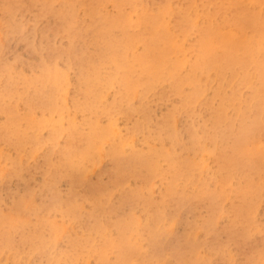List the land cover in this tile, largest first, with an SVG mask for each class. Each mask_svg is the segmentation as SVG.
<instances>
[{
	"label": "rangeland",
	"instance_id": "rangeland-1",
	"mask_svg": "<svg viewBox=\"0 0 264 264\" xmlns=\"http://www.w3.org/2000/svg\"><path fill=\"white\" fill-rule=\"evenodd\" d=\"M74 1L0 0V125L24 126L0 138V264H264V81L188 76L202 33H254L222 23L226 0Z\"/></svg>",
	"mask_w": 264,
	"mask_h": 264
},
{
	"label": "bare ground",
	"instance_id": "bare-ground-1",
	"mask_svg": "<svg viewBox=\"0 0 264 264\" xmlns=\"http://www.w3.org/2000/svg\"><path fill=\"white\" fill-rule=\"evenodd\" d=\"M34 1V0H33ZM40 1H43V0H40ZM45 1V0H44ZM76 1V0H75ZM74 1V2H75ZM79 1H82V0H79ZM90 1V0H89ZM88 1V2H89ZM95 1V0H94ZM101 1V0H100ZM105 1V0H104ZM117 1V0H116ZM164 1V0H163ZM186 1V0H185ZM194 0H192V2H193ZM218 1V0H217ZM15 2V1H14ZM16 2H19V0L17 1L16 0ZM37 2H39V1H37ZM91 2V1H90ZM121 2H123V0L121 1ZM120 2V3H121ZM158 2V1H157ZM190 2V1H189ZM204 2H206V4H207V1H205L204 0ZM219 2H221V1H219ZM218 2V3H219ZM41 3H43V2H41ZM49 3V2H48ZM66 3H67V0H66ZM65 3V4H66ZM68 3H69V0H68ZM77 3H78V1H77ZM85 5H87V0L85 1ZM98 3H99V1H98ZM100 3H102V1L100 2ZM120 3H118V5L120 4ZM161 2H160V0H159V3L158 4H160ZM163 3V2H162ZM182 3H184L183 1H182ZM186 3H188V2H186ZM185 3V4H186ZM194 3V2H193ZM5 5V7H6V3H4ZM15 4V3H14ZM45 4V3H44ZM71 4H75V3H73V1H71ZM164 4V3H163ZM184 4V5H185ZM189 4V3H188ZM188 4H186L185 5V7L188 5ZM220 4V3H219ZM218 4V5H219ZM39 5V4H38ZM72 5V6H73ZM89 5V7L90 8H93L94 6L92 5H90V4H88ZM98 4H96V6H97ZM161 5V4H160ZM190 5V4H189ZM189 5L185 8V9H188V8H190L191 6H192V4H191V6L189 7ZM203 5V4H202ZM204 5H205V3H204ZM214 5H216L215 3H214ZM3 6V5H2ZM3 6V7H4ZM42 6V5H41ZM46 6V5H45ZM63 6V5H62ZM62 6H60V8L62 7ZM99 6V5H98ZM163 6V5H162ZM196 6V4L193 6V7H195ZM209 6V5H208ZM221 6V5H220ZM2 7V8H3ZM9 6L7 5V8H8ZM68 7H69V4H68ZM67 7V8H68ZM75 7V6H74ZM73 7V8H74ZM87 7V6H86ZM101 7V6H100ZM157 7V6H156ZM156 7H155V9H156ZM160 7V6H159ZM158 7V8H159ZM6 8V9H7ZM70 8V7H69ZM96 8V7H95ZM205 8V7H204ZM184 9V8H183ZM184 9V10H185ZM193 10H194V8H192ZM207 9V8H206ZM206 9H204V10H206ZM210 9V8H209ZM214 9V12H215V8H213ZM42 10V9H41ZM54 10V9H53ZM52 10V11H53ZM67 10V9H66ZM88 10H89V8H88ZM221 11H222V13L221 14H223V18L221 19L222 20V23H224V24H228L229 22H234V23H236L235 25L238 27V29H239V27H241V28H243V29H250V34H252V33H254L253 35H251V36H253V37H251V40L249 39L250 37H248L249 35H247V37H246V39L245 38H243L244 40H242V42L241 43H236L235 42V38H233L234 40H232L230 37H227L226 36V34H224L225 36H226V38H225V36H223V34H222V36L224 37L223 39H222V36L221 37H219V41H217L216 39V41L219 43V44H217V45H214V46H211L210 44H208V37H210V35L207 37L206 36V33L204 32V33H202V37H201V43L199 44V46L197 47V48H195L196 49V61H195V67H196V69L193 71H190L189 72V78H190V80L194 83V85H195V87H196V90L198 89V92H200V91H202V83L200 84L199 82H198V80H199V78H200V75L201 74H203V75H205V76H209V75H211L212 73H215V74H218L217 76H216V78H215V80H217V81H219L220 80V78H221V85H220V87L222 88L223 86H224V81L227 79L228 80V77L230 76H232V75H234V72H233V69H234V66H242V65H244L245 63H248L247 65L250 67V72H249V74H245V73H243V76H250V75H252V74H254L255 73V70H254V68L257 70V72H258V79L262 82V81H264V58H261V57H258V52H259V50H260V48H261V46L264 44V0H226V2H224L223 3V5H222V8L220 9ZM219 10V11H220ZM9 11H10V9H9ZM8 11V12H9ZM58 11V10H57ZM59 11H61V10H59ZM93 10L91 9V12H92ZM95 11L97 12L98 11V9L96 10L95 9ZM192 11V10H191ZM209 11V10H208ZM212 12H213V10H211ZM64 12H65V10H64ZM63 12V13H64ZM69 11H67L66 13H68ZM195 12V11H194ZM212 12H211V14H212ZM216 12H218L217 10H216ZM7 13V12H6ZM58 13V12H57ZM56 13V14H57ZM74 13V12H73ZM89 13H90V11H89ZM158 13V12H157ZM156 13V14H157ZM177 13H180V12H177ZM177 13H175L176 15H177ZM185 13V16L186 17H189V15H190V13H188V14H186L187 12H184ZM184 13H182V15L184 14ZM193 13V12H192ZM195 13H197V11L195 12ZM195 13H194V15H195ZM13 14V13H12ZM96 14V13H95ZM144 14H146V13H144ZM151 14V13H150ZM149 14V15H150ZM159 14H160V12H159ZM66 15V14H65ZM70 15H72V13H70ZM69 15V16H70ZM89 15V14H88ZM97 15V14H96ZM155 15V14H154ZM180 15V14H179ZM192 15V14H191ZM193 15V16H194ZM204 15V14H203ZM202 15V16H203ZM212 15H215L214 13L212 14ZM218 15H219V13H218ZM90 16V18L92 19V18H94L93 17V15H92V17H91V14L89 15ZM141 16H143V14H141ZM140 16V17H141ZM147 16V14L145 15V17H143V18H147L146 17ZM156 16V15H155ZM185 16H183L184 18H185ZM196 16V15H195ZM63 17V16H62ZM67 17V16H66ZM107 17H109V15L107 16ZM191 17V16H190ZM197 17V16H196ZM209 17H211V15L209 16ZM222 17V16H221ZM98 18V17H97ZM97 18L95 19V20H97ZM153 18V17H152ZM151 17H150V19H152ZM154 18H156V17H154ZM158 18V17H157ZM156 18V19H157ZM183 18V19H184ZM194 18V17H193ZM193 18H191V19H193ZM220 18V17H219ZM67 19V18H66ZM149 18L148 19H146V20H150ZM177 20H178V18H176ZM181 20H182V18H180ZM186 20L187 19H189L190 20V18H185ZM195 19V18H194ZM207 19L209 20L210 18H208V16H207ZM68 20V19H67ZM66 20V21H67ZM103 20H105V19H103ZM122 20V19H121ZM146 20H143V22H144V24H146V22L148 23L149 21H146ZM198 20H199V18H198ZM206 20V19H205ZM216 21H217V19H215ZM219 20V19H218ZM221 20H220V22H221ZM13 21V20H12ZM65 21V22H66ZM98 21V20H97ZM124 21V20H123ZM136 21H138V20H136ZM155 21V19L152 21V22H154ZM160 20H156L155 21V24H156V22L158 23ZM176 21V20H175ZM174 21V22H175ZM191 21V20H190ZM189 21V22H190ZM193 21V20H192ZM195 21V20H194ZM204 21V20H203ZM202 21V22H203ZM85 22H87V21H84V23ZM90 22V21H89ZM94 22V21H93ZM139 22V21H138ZM143 22H141V24L143 23ZM178 22H181V21H177V25L179 24ZM184 23H185V21H183ZM183 22H181V23H183ZM188 22V21H187ZM186 22V23H187ZM62 23V22H61ZM61 23L60 24H58V25H61ZM83 23V22H82ZM102 22H99V26H101L100 24H101ZM106 23V22H105ZM125 23L126 22H124V25H125ZM193 23H195V22H193ZM214 23V22H213ZM217 23L219 24V22L217 21ZM233 23V24H234ZM69 21H68V24H67V28H68V26H69ZM87 23H85V27L87 26H89V25H91V23L89 24V25H86ZM107 24V23H106ZM122 23L120 22V24L119 25H121ZM127 24H129V23H127ZM132 24H134L133 22H132ZM137 26H138V24L137 23H135ZM149 25L151 24L150 22L148 23ZM188 24V23H187ZM210 24H212V23H210ZM224 24H221V25H224ZM82 25V24H81ZM80 25V26H81ZM92 25L93 26H95L94 25V23H92ZM117 25V24H116ZM135 25V26H136ZM147 25V24H146ZM151 25H154V23H152ZM162 25V24H161ZM175 25V24H174ZM189 25V24H188ZM196 25V24H195ZM209 25V24H208ZM62 26V25H61ZM64 26V25H63ZM71 26V25H70ZM69 26V27H70ZM78 26V25H77ZM98 26V25H97ZM98 26V27H99ZM126 26V25H125ZM128 26V25H127ZM132 26V25H131ZM183 26H186V25H183ZM182 26V27H183ZM192 26V25H191ZM201 26V25H200ZM204 26H205V24H204ZM213 26V25H212ZM211 26V27H212ZM236 26H234V27H236ZM58 27V26H57ZM84 27V26H83ZM82 27V28H83ZM92 26H90V28H91ZM129 27V26H128ZM147 26H145V28H146ZM150 27V26H149ZM181 27V26H180ZM188 27V26H187ZM186 27V28H187ZM208 27V26H207ZM206 26H205V28H207ZM221 27V26H220ZM219 27V28H220ZM224 27V26H223ZM226 27V26H225ZM228 27H231V26H228ZM228 27H227V29H228ZM232 27H233V25H232ZM231 27V28H232ZM74 28V27H73ZM72 28V29H73ZM78 28V27H77ZM89 28V27H88ZM107 28H109V27H107ZM183 28H185V27H183ZM182 28V30H184ZM185 28V29H186ZM194 28V27H193ZM204 27L202 28H199V30L200 29H202V30H204L205 29ZM213 28V27H212ZM211 28V29H212ZM219 28H217V29H219ZM85 29V28H84ZM95 29V28H94ZM93 29V30H94ZM96 29H97V27H96ZM129 29V28H128ZM140 29H141V27H140ZM143 29V28H142ZM141 29V30H142ZM150 29V28H149ZM214 29H215V26H214ZM214 29H213V31L211 30V32H215L214 31ZM236 29V28H235ZM237 29V30H238ZM243 29H241V32L243 31ZM59 30H61L60 28H59ZM79 30H81L80 28H79ZM86 30H88L87 28H86ZM100 30L101 29H99V32H100ZM109 30V29H108ZM114 30V29H113ZM112 29H111V31H113ZM126 30V29H125ZM130 30V29H129ZM131 30H133V29H131ZM135 30V29H134ZM133 30V31H134ZM137 30V29H136ZM139 30V29H138ZM148 30V29H147ZM147 30H145V32H144V34L146 33V31ZM190 30V29H189ZM206 30V29H205ZM216 30V29H215ZM95 31H97V30H95ZM102 31V30H101ZM115 31L116 30H114V32L113 33H115ZM186 31H187V29H186ZM230 31V30H229ZM236 31V30H235ZM235 31H234V34H235ZM247 31V30H246ZM82 32V31H81ZM81 32H79V33H81ZM103 32H104V30H103ZM108 32V35L109 36H107V37H110V35L111 34H113V33H111L110 34V31H107ZM117 32H119V30H117ZM149 32V34L147 33V35H149L150 36V31H148ZM203 32V31H202ZM207 32V31H206ZM227 32H228V30H227ZM231 32V31H230ZM229 32V33H230ZM237 32H240V30L239 31H237ZM236 32V33H237ZM73 33H74V31H73ZM77 33V32H76ZM83 33V32H82ZM81 33V34H82ZM93 34V31L92 32H90V34ZM122 34H123V32H121ZM135 33H138L137 31L135 32ZM212 33V35H214V37H212V38H215L216 36H215V33L213 34ZM217 34L219 33V32H216ZM232 33V32H231ZM91 34V35H92ZM96 33L94 32V34H93V36H90L91 38L93 37L94 38V35H95ZM98 34V33H97ZM120 34V33H119ZM138 34H141L140 32L138 33ZM143 34V35H144ZM186 34V33H185ZM199 34V33H198ZM216 34V35H217ZM233 34V35H234ZM238 34H240V33H237L236 35H238ZM244 34L245 33H243V36H244ZM247 34H249V33H247ZM88 35V34H87ZM99 35V38L101 37L100 36V34H98ZM105 35V34H104ZM104 35H102V37L104 36ZM163 36H166V35H164V33L162 34ZM160 36V37H163V36ZM230 35V34H229ZM235 35V36H236ZM76 36V35H75ZM82 35H80L79 36V38L81 37ZM97 36V35H96ZM117 36V35H116ZM119 36V35H118ZM132 36H133V34H132ZM136 35H134V37H135ZM149 36H146V37H148L149 39H150V37ZM172 36V35H171ZM198 36V35H197ZM234 36V37H235ZM72 37H74V36H72ZM106 37V38H107ZM114 37V34L112 35V38ZM125 38V36L123 35L122 36V38ZM140 38H141V40L143 39V36H139ZM145 37V36H144ZM152 37H153V35H152ZM199 37V36H198ZM96 38V37H95ZM98 38V39H99ZM119 38V37H118ZM173 38V37H172ZM211 38V37H210ZM210 38H209V40H210ZM212 38H211V40H212ZM228 38V39H227ZM248 38V39H247ZM102 39V38H101ZM105 39V38H104ZM103 39V40H104ZM108 39V38H107ZM114 39H116V41H117V37L116 38H114ZM132 39V38H131ZM148 39V40H149ZM170 39V38H169ZM78 40V39H77ZM100 40V39H99ZM98 40V41H99ZM106 40V39H105ZM110 40H112L111 39V37H110ZM109 39H108V42L110 41ZM119 40H121V38H119ZM127 40V39H126ZM137 40H138V38H137ZM144 40L146 41L147 39L146 38H144ZM151 40V39H150ZM250 40V41H249ZM123 41V40H122ZM154 41H156V40H154ZM214 41V40H213ZM239 41V40H238ZM107 41H106V45H108L107 43H108ZM111 42H114L113 40L111 41ZM128 43L130 42L129 41V39H128V41H127ZM133 42H136V41H134L133 40ZM153 42V41H152ZM73 43V42H72ZM75 43H76V41H75ZM95 43V42H94ZM100 43H101V41H100ZM138 43V42H137ZM144 43V42H143ZM142 43V44H143ZM155 43H157V42H155ZM96 44V43H95ZM102 44V43H101ZM104 44V43H103ZM109 44H110V42H109ZM114 44V43H113ZM129 44H132L131 42L129 43ZM136 44V43H135ZM150 44V43H149ZM149 44L147 45V46H149ZM194 44V43H193ZM195 44H196V42H195ZM212 45H213V43H211ZM72 45V44H71ZM74 45V44H73ZM73 45H72V47H73ZM97 45H99V43L97 44ZM112 45V43L110 44V45H108L109 47V49H110V46ZM114 45H117V43L116 44H114ZM152 45V44H151ZM155 45V44H154ZM153 45V46H154ZM158 44H156V46H157ZM197 45V44H196ZM195 45V46H196ZM120 46V45H119ZM122 46H125V45H122ZM131 46V45H130ZM71 47V48H72ZM101 47H104L105 49H106V47H105V45H102ZM100 47V48H101ZM112 47V46H111ZM127 47V46H126ZM159 46H157V48L156 49H159L158 48ZM103 48V49H104ZM117 48V47H116ZM115 47H114V49H116ZM147 48V47H146ZM194 48V47H193ZM104 49V50H105ZM152 49V48H151ZM262 49V48H261ZM104 50L103 51H101V55H99V59H101V57L103 58V60H104V57L106 56V53H105V56L103 57V55H102V53L104 52ZM107 50V49H106ZM113 50V49H112ZM117 50L118 49H116V52H117ZM149 50V49H148ZM70 51L72 52V49H70ZM115 51V50H114ZM74 52V51H73ZM107 52L109 53V50H107ZM111 53H112V51H110ZM159 52H162V50L160 51L159 50ZM70 53V52H69ZM118 53H119V51H118ZM120 53H123V49H122V52H120ZM118 54V55H121V54ZM146 53H147V51H146ZM195 53V52H194ZM193 53V54H194ZM99 54V53H98ZM113 54H115V53H113ZM109 55V54H108ZM138 55V54H137ZM144 55V54H143ZM143 55H141V56H143ZM88 56V55H87ZM115 57H113V55L111 56V58H116V57H118V56H116V55H114ZM146 56V55H145ZM120 57V56H119ZM135 57H136V59H137V57L138 56H136L135 55ZM86 58V57H85ZM126 58V57H125ZM88 59V58H87ZM118 59V58H117ZM138 59H140V57L138 58ZM145 59V58H144ZM151 59V58H150ZM84 60V59H83ZM102 60V61H103ZM109 60H110V58H109ZM93 60H91V62H92ZM110 61H112V60H110ZM117 61H120V58H119V60H117ZM144 61V60H143ZM145 61H146V59H145ZM144 61V62H145ZM151 61H152V59H151ZM153 61H154V59H153ZM80 62H82V61H80ZM90 62V61H89ZM88 62V63H89ZM90 62V63H91ZM101 62V61H100ZM113 62V61H112ZM121 62H123L122 60L118 63V62H116V63H118L119 64V66H120V64H122L123 65V63H121ZM147 62V61H146ZM115 63V62H114ZM115 63V65H116V67H119V66H117L118 64H116ZM127 63H129V62H127ZM126 63V64H127ZM138 63H139V61H138ZM81 64V63H80ZM83 64H84V61H83ZM148 64H150V63H148ZM147 64V65H148ZM82 65V64H81ZM80 65V66H81ZM92 65H94V64H92ZM96 65V64H95ZM94 65V69L96 70V69H98L96 66ZM125 65V64H124ZM123 65V66H124ZM127 65H129V64H127ZM141 65V64H140ZM139 64H138V66H140ZM84 66V69H83V71H82V77H81V83L82 84H84V85H82L83 86V88L85 87L86 88V91L88 92V94H90V92H91V90L87 87L88 86V78H87V76H89L88 74H89V72H88V74H87V72L86 71H90L91 72V70L88 68V70H86L87 69V62H85V64L83 65ZM150 66V65H149ZM155 66V65H154ZM88 67H90V66H88ZM96 67V68H95ZM121 67V66H120ZM125 67V66H124ZM133 67V66H132ZM92 68V67H91ZM128 68H130V66L128 67ZM128 68H125V69H127L128 70ZM93 69V70H94ZM122 69V68H121ZM124 69V70H125ZM147 69H149V68H147ZM162 69V68H161ZM229 69V71H230V73H231V75H227V73L228 72H226L227 70ZM81 70V69H80ZM92 70V71H93ZM139 70V69H138ZM144 70V69H143ZM97 71V70H96ZM96 71H93V72H96ZM126 71V70H125ZM130 71L131 70H129V73H128V75L130 74ZM135 71V70H134ZM161 71V70H160ZM93 72H91V73H93ZM98 72V71H97ZM97 72H96V74H97ZM133 72V71H132ZM151 72V71H150ZM157 72H159V70L157 71ZM246 73H247V71H245ZM90 73V74H91ZM100 73V72H99ZM120 73H122V72H120ZM120 73H119V76H120ZM125 73V72H124ZM137 73V72H136ZM136 73H135V75H136ZM241 73V74H242ZM126 74H127V72H126ZM145 74V73H144ZM154 74V73H153ZM98 75V74H97ZM100 75V74H99ZM98 75V76H99ZM131 75V74H130ZM129 75V76H130ZM156 75V74H155ZM92 76H93V74H92ZM91 76V77H92ZM142 76V75H141ZM228 76V77H227ZM102 77V76H101ZM107 77V76H106ZM106 77L104 78L103 77V79H106ZM133 77V76H132ZM230 77H229V79H230ZM96 79H97V76L95 77ZM120 78V77H119ZM90 79V78H89ZM101 78H100V76H99V79H97V81L98 80H100ZM123 79H125L124 78V76H123ZM134 79V78H133ZM128 79L126 78V80H123V81H127ZM130 80V79H129ZM132 80V79H131ZM96 81V80H95ZM94 81V82H95ZM122 81V82H123ZM91 81H89V83H90ZM93 82V83H94ZM129 82V81H128ZM201 82V81H200ZM123 83H125V82H123ZM90 84H92V83H90ZM89 84V85H90ZM126 85H128L127 84V82H126ZM90 87H91V85H90ZM82 88V89H83ZM92 90H94V86H93V89ZM195 90V91H196ZM195 91L193 92V94L192 95H194L195 94ZM85 92V91H84ZM224 92H226V90H224ZM94 93V92H93ZM92 93V94H93ZM95 94V93H94ZM217 94H218V96H220L221 97V94L219 93V92H217ZM86 95V94H85ZM97 95V93L95 94V96ZM224 95H226V94H224ZM94 96V97H95ZM87 97V96H86ZM220 99V98H219ZM93 100H94V98H93ZM93 100L91 101V102H93ZM40 101H41V99H38L37 100V103H40ZM42 102L44 103V101L42 100ZM88 103V102H87ZM90 104V103H89ZM93 105V104H92ZM89 107V106H88ZM91 108H92V106H91ZM90 108V109H91ZM10 116V115H9ZM5 123V122H4ZM22 126L23 128H24V126L21 124V122H20V124L18 123V124H16V125H13V124H10L9 123V121H8V123H5V124H2V125H0V135H1V137L0 138H4V136H6V138H11V139H15V140H18V139H21L24 135H23V133H22V131H23V128L22 127H20V126ZM73 130L74 129H72V132H73ZM9 131V132H8ZM8 132V133H7ZM82 133L81 132H78V135H81ZM74 138V134L73 135H71L70 136V139L72 140ZM81 140H84L83 138H80ZM238 147V146H237ZM85 149L84 148H80V146L78 145L77 147H76V153L77 154H81L83 151H84ZM116 153V152H115ZM129 154H131V153H129ZM145 154H147V153H145ZM114 156H115V154H114ZM134 156V155H133ZM133 156H132V158H133ZM69 158L70 157H74V155L73 154H69V156H68ZM116 157V156H115ZM119 157V156H118ZM123 157H125V156H123ZM141 157V156H140ZM120 158H121V156H120ZM126 158V157H125ZM132 158H129L128 157V160H126V159H124V160H126L125 161V163H126V165H130V164H132V162H133V160H132ZM232 158V157H231ZM122 160V159H121ZM143 160H144V158H143ZM143 160H140V164L143 166L144 165V161ZM71 161L72 160H69V163H71ZM117 161H119V160H117ZM121 162V161H120ZM129 162V163H128ZM145 204H147V203H145ZM95 209H97V208H95ZM117 216H119V213L117 214ZM1 232V231H0ZM4 233H5V231H3ZM2 232V233H3ZM1 234V233H0ZM6 235H7V233H5ZM4 234V236H6ZM2 236V235H1ZM3 240V239H2ZM1 240V241H2ZM12 241H11V247L12 248H14L15 250H17V249H19V246H17V241H13V239H11ZM0 241V242H1ZM19 241H21V246L20 247H23V245H24V239H21V240H19ZM10 244L8 245V246H10ZM18 245H20L19 243H18ZM2 249V248H1Z\"/></svg>",
	"mask_w": 264,
	"mask_h": 264
}]
</instances>
